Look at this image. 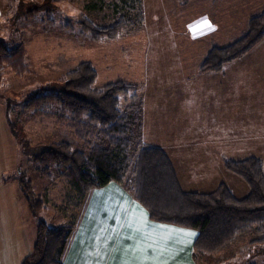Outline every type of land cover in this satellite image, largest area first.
Wrapping results in <instances>:
<instances>
[{
  "label": "trees",
  "instance_id": "1",
  "mask_svg": "<svg viewBox=\"0 0 264 264\" xmlns=\"http://www.w3.org/2000/svg\"><path fill=\"white\" fill-rule=\"evenodd\" d=\"M140 3L141 0H109L108 7L116 19L95 24L83 16L78 20L81 32L94 41L115 39L127 25L138 23ZM104 4L105 0H94L90 6ZM37 11V7L30 8L26 18L35 17ZM134 13L138 20L132 17ZM46 20L50 18L47 16ZM262 38L264 8L251 14L245 29L232 40L212 45L198 61L197 68L202 72L218 71ZM5 67L21 75L28 72L30 63L23 48L14 50L0 41V77ZM96 77L93 64L82 61L67 70L56 84L40 88L23 100V107L34 114L70 121L75 134L85 143L83 149L72 148L64 141L30 148L35 162L61 167L58 175L73 193L70 204L80 208L91 189L114 181L142 205L149 219L194 229L197 232L194 255L216 253L251 228L255 227L257 233L264 231V163L259 158L225 160V168L248 185L245 196H235L223 183L209 192L185 191L165 151L141 141L137 86L115 80L97 87ZM54 104L57 108H51ZM8 123L17 137L16 127ZM24 145L27 149L28 145ZM17 182L29 210L37 216L42 200L31 193L29 180L23 175L18 176ZM74 223L50 226L36 219L35 241L21 264H63Z\"/></svg>",
  "mask_w": 264,
  "mask_h": 264
},
{
  "label": "rangeland",
  "instance_id": "2",
  "mask_svg": "<svg viewBox=\"0 0 264 264\" xmlns=\"http://www.w3.org/2000/svg\"><path fill=\"white\" fill-rule=\"evenodd\" d=\"M93 1L0 0L2 7L0 18V39L2 40L0 41L6 42L7 46L14 50L24 47L30 63L28 72L21 75H16L7 67L1 74L0 147L2 153L4 150L7 151L5 147L10 148V138H7L6 129L3 128L6 126L9 130L7 135L12 137L16 152V168L9 175L17 179L21 174L29 180L28 185L31 193L42 200V205L38 208V215L34 218L42 219L50 226L72 223L82 206L78 208L70 204V195L73 193L58 175L61 167L54 163L40 165L35 162L30 155L34 151L30 148L64 141L69 143L72 148L83 149L85 143L81 137L75 134L70 121L34 114L33 110L23 107V100L40 88L56 84L67 70L74 68L79 62L89 61L97 72L95 79L97 87L111 81L124 80L137 86L138 98H140V105H143V109L144 100L153 99H156V102L161 105L165 102L163 109L170 108L171 100H177L172 99V92L166 87L164 92L153 94L152 89H149L151 82L160 83V87L172 83L171 71L173 66L178 64L183 50L187 49L188 52L184 58L185 66L192 63L195 66L197 59L204 56L203 53H207L212 47V45L207 46V39L212 34L211 31L219 35L221 42L230 41L245 29L251 14L264 8V0H232L233 2L219 0V3L203 0H190L182 3L176 2V0H141V18L138 23L127 25L115 39L94 41L87 34L81 32L78 20L84 16L95 24H104L113 22L116 17L109 11L110 8L107 4L109 0H105L108 9L105 8L106 4L91 7ZM230 2L232 4H229ZM6 5L10 7H6ZM32 7H37L38 10L35 17L26 18V11ZM47 16L50 20H46ZM132 17L138 20L135 13ZM204 18L210 20L209 22L213 21L214 26L211 23V30H204L203 34L194 36L190 30L192 23ZM190 35V39L193 41L188 44L184 38ZM144 59L146 61L143 63ZM157 59L159 63L155 62ZM177 75L180 76V73ZM146 80H149L148 86H146ZM200 84L198 82L192 85L200 86ZM158 98L164 102L157 101ZM188 100L187 97L182 99L185 102ZM190 101L187 110L193 109V101ZM51 108H57V106L54 104ZM202 109L194 105V112L188 114L190 117H195L196 120L193 122L202 121ZM228 110L231 114L239 112L235 105L230 106ZM8 121L16 127L17 137L10 130ZM173 125L175 126V123ZM153 131V129L149 130L147 135L144 134V138L141 130V141L147 144L148 138L149 143L153 145V141H155ZM23 143L28 145L27 149ZM27 151H29V155ZM228 157L238 156L212 157L214 160H221L224 167V170H220L218 178L224 183L226 182L225 184L232 185L233 182L237 191L230 185L228 188L235 196H245L249 187L239 176L225 168V160L229 159ZM173 158H175L173 159L175 162H179V158ZM191 159L193 166L196 167H191L187 163L185 166V160L183 168L179 166L183 181H187L186 177H191L189 168L202 170L204 165L201 162L203 157L194 155ZM186 161L188 162L189 158ZM184 169L185 173L183 174ZM41 170L46 172H41ZM200 174L203 173H196V175ZM220 184H216L213 188L215 189ZM254 228L238 234L230 244L216 253H196V264L264 263V240L256 239L264 237V231L257 233L256 230H252Z\"/></svg>",
  "mask_w": 264,
  "mask_h": 264
},
{
  "label": "crops",
  "instance_id": "3",
  "mask_svg": "<svg viewBox=\"0 0 264 264\" xmlns=\"http://www.w3.org/2000/svg\"><path fill=\"white\" fill-rule=\"evenodd\" d=\"M203 1L219 3V0ZM105 8L108 9L107 5ZM1 16L0 4V18ZM200 21L202 20L192 23V26ZM211 23L214 26L213 21ZM211 33L207 39L209 47L221 43L219 35L213 31ZM190 37L191 35L184 38L188 44L193 41ZM187 53V49L183 50L178 64L173 66L172 83L160 87V83L153 81L149 88L155 94L164 92L167 87L172 92V99L177 100H171L172 106L164 109L165 102L162 99L158 98L157 101H163V105L158 104L156 99L144 100V109L143 105L140 107V124L143 137L149 130H154L155 141L152 146H158L165 151L183 190L209 192L216 184L224 183L218 178L220 170H224L222 162L212 157L238 156L228 157L231 160L257 157L264 163V39L245 55L226 63L218 71H198L196 65L201 57L197 59L195 66L192 63L186 67L184 58ZM145 61L146 59L143 63ZM155 62L159 63V60ZM179 73L180 76L177 75ZM144 75L146 76L145 72ZM146 81L145 85L148 86L149 80ZM198 82L201 83L200 86L192 85ZM184 97L189 100L182 101ZM190 100L193 101V109L187 110ZM194 105L203 108L200 121L202 123L193 122L195 117L188 115L194 112ZM233 105L239 109L238 113L229 112V107ZM1 114L0 111V120ZM3 128L6 129L7 138H10V148L5 147L7 151L2 153L0 147V264H21L32 250L36 219L28 208L16 177L10 176L16 168V152L12 137L7 135L8 127ZM147 140V144L151 145L148 138ZM194 155L203 157L202 170L189 168L191 177H186L187 181H183L179 166L183 168L185 160V166L189 164L196 167L191 159ZM173 157L179 158V162H175ZM228 185L237 191L233 182L232 185L225 184L227 188ZM130 205H139L146 212L142 205L114 181L91 189L83 199L82 209L67 241L63 264H196L193 242L197 232L194 229L153 221L148 215V223L151 225H163L168 229L182 230L194 235L185 237L176 233L166 234L167 241H161L164 245L163 252L159 251L160 245H157L156 252L152 247L141 251L149 241L144 239L142 233L134 234L124 223L125 217L121 208Z\"/></svg>",
  "mask_w": 264,
  "mask_h": 264
},
{
  "label": "snow or ice",
  "instance_id": "4",
  "mask_svg": "<svg viewBox=\"0 0 264 264\" xmlns=\"http://www.w3.org/2000/svg\"><path fill=\"white\" fill-rule=\"evenodd\" d=\"M212 26L207 18L191 26L190 30L193 32L194 36L198 34H203L204 30H211ZM125 220L124 223L127 224L129 228L133 230V233H142L145 240L149 243L145 244L141 251L148 247H152L153 251H157V245H160L159 251L163 252L164 245L161 241H167L168 235L176 233L178 235H183L185 237H191L194 233L182 232V230L168 229L163 225H151L148 223L147 213L140 208L139 205L124 206L121 208Z\"/></svg>",
  "mask_w": 264,
  "mask_h": 264
}]
</instances>
